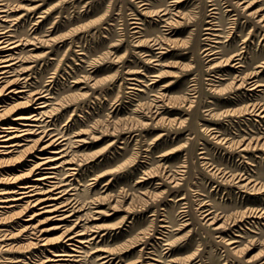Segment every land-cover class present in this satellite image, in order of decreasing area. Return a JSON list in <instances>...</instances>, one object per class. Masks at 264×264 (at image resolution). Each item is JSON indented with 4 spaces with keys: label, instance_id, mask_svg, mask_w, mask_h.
<instances>
[{
    "label": "rangeland",
    "instance_id": "374dc122",
    "mask_svg": "<svg viewBox=\"0 0 264 264\" xmlns=\"http://www.w3.org/2000/svg\"><path fill=\"white\" fill-rule=\"evenodd\" d=\"M244 1L183 0L160 17L168 0H4L12 74L25 69L29 102L45 104L37 123L70 161L56 182L78 211L62 224L92 237L72 264H264V86L248 89L264 85V0ZM157 37L167 45L152 67ZM26 215L0 223V264L41 249H15L30 241L15 233ZM48 215L37 228L51 251Z\"/></svg>",
    "mask_w": 264,
    "mask_h": 264
},
{
    "label": "bare ground",
    "instance_id": "6f19581e",
    "mask_svg": "<svg viewBox=\"0 0 264 264\" xmlns=\"http://www.w3.org/2000/svg\"><path fill=\"white\" fill-rule=\"evenodd\" d=\"M181 1L183 0H168V8L158 9V16L172 14L174 7ZM243 2L245 1L238 0V3ZM253 3H255V0L247 1L243 7H249ZM142 5L145 6L146 3ZM257 11L259 9L253 10L249 14L253 15ZM8 13V5L4 3V0H0V23H3V25H0V184L4 185L0 188V223L29 213L26 218L21 220L25 224H21L15 233L21 235L26 233L24 236L30 241L15 245V249L23 251L28 243L41 247V249H36L33 260L29 264H72V261L82 258L81 253L83 251L79 249L86 246L85 244L89 243L92 237L86 238L88 232L86 228L75 230L73 226L67 227L64 223L62 224V222L67 221L68 217H74V213L78 211L75 209V203L72 202V205H70L71 203L62 200L65 193L61 189V185L56 182L55 170L70 161L62 160L66 155L63 152L64 148H60L64 139L56 137L51 132L41 130V125L37 123V114H40L38 109L45 106L44 101H41L43 96L36 97L34 101L29 102L27 85L23 76L25 69L21 68L16 71L15 75L12 74L13 66L20 62L21 58L16 56L18 55L16 50H18L19 42L11 40L10 29L7 25L9 22ZM170 19L172 18H161L160 20L163 21V26L167 27L168 34L172 32ZM257 21L264 26V12L257 14ZM207 22L213 24L211 21ZM131 23L134 24L132 28L136 29L133 32H139L137 28H140L138 26L140 23L138 21ZM205 29L213 30L215 28L209 26ZM207 34H210V32L207 31ZM164 39L162 37L150 39L151 45L155 46L152 49L156 52H154L155 56L150 61L152 67L160 65L159 59L166 51L164 45H167V42ZM212 54L213 52L208 48L207 55L211 56ZM234 64L239 66L237 62ZM12 75H14L13 79H11ZM155 77H158V75L153 76L152 82L156 80ZM127 79L139 82L134 77H127ZM74 83L77 82L74 81ZM248 83L249 90L264 86L253 82V80ZM136 90L140 91L139 89ZM152 96L154 97L153 101H160L163 97L161 93ZM30 106L35 113L28 115L27 109ZM262 110L263 107H260L258 112ZM152 113H157L155 106ZM261 116H264V112L261 113ZM76 141L85 143L82 139ZM69 169L74 170V167ZM67 212L68 214H66ZM45 214H49L48 219L58 222L57 225L48 229L59 228L60 230L56 239V242H59L60 245L51 251L44 249V246L50 245L52 242L50 243L49 238L41 235L44 229L37 228L38 224L42 223L40 218ZM202 216L208 223H213L216 218L210 210H204ZM81 221L85 222L86 218ZM11 233H8V235ZM3 236V234H0V239ZM235 242L236 240L229 241L231 244ZM45 251L48 252L47 255H43L46 254ZM75 257H78V259H75ZM99 258L103 260L101 263L109 262L107 255H102ZM22 260L23 258L18 262H22Z\"/></svg>",
    "mask_w": 264,
    "mask_h": 264
},
{
    "label": "flooded vegetation",
    "instance_id": "af4514ba",
    "mask_svg": "<svg viewBox=\"0 0 264 264\" xmlns=\"http://www.w3.org/2000/svg\"><path fill=\"white\" fill-rule=\"evenodd\" d=\"M167 34H168V32H167Z\"/></svg>",
    "mask_w": 264,
    "mask_h": 264
}]
</instances>
